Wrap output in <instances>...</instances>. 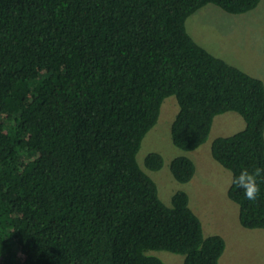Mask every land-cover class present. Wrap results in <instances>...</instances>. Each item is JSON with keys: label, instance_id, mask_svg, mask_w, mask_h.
Wrapping results in <instances>:
<instances>
[{"label": "trees", "instance_id": "1", "mask_svg": "<svg viewBox=\"0 0 264 264\" xmlns=\"http://www.w3.org/2000/svg\"><path fill=\"white\" fill-rule=\"evenodd\" d=\"M261 0H0V264H220L226 242L204 236L185 191L160 198L137 156L164 100L179 112L172 141L192 152L216 116L243 131L218 137L215 161L258 176L253 201L233 184L246 229L264 230V82L198 44L186 22L215 5L229 14ZM161 154L145 167L160 171ZM180 183L196 165L170 166ZM150 254V255H149Z\"/></svg>", "mask_w": 264, "mask_h": 264}, {"label": "rangeland", "instance_id": "2", "mask_svg": "<svg viewBox=\"0 0 264 264\" xmlns=\"http://www.w3.org/2000/svg\"><path fill=\"white\" fill-rule=\"evenodd\" d=\"M186 28L209 52L264 82V0L254 10L238 15L208 4L188 18ZM178 112L176 97L166 98L157 124L144 138L138 153L141 168L156 182L159 196L167 206H171L172 196L177 191L188 194L190 207L202 222L204 236L219 235L226 242L220 264H264V230L246 229L240 224L239 206L228 198L232 173L211 154L216 138L245 129L244 119L236 112L216 116L206 143L195 151L186 152L172 141V124ZM152 152L164 158L160 171L145 167V159ZM179 156L189 157L196 165L194 178L188 183L178 182L170 171L171 162ZM153 254L167 264L185 261L184 255L168 251Z\"/></svg>", "mask_w": 264, "mask_h": 264}, {"label": "clouds", "instance_id": "3", "mask_svg": "<svg viewBox=\"0 0 264 264\" xmlns=\"http://www.w3.org/2000/svg\"><path fill=\"white\" fill-rule=\"evenodd\" d=\"M260 173V168H256L254 171L242 168L238 174L233 175L231 182L235 187L243 190V195L247 200L253 201L260 192V184L258 183Z\"/></svg>", "mask_w": 264, "mask_h": 264}, {"label": "crops", "instance_id": "4", "mask_svg": "<svg viewBox=\"0 0 264 264\" xmlns=\"http://www.w3.org/2000/svg\"><path fill=\"white\" fill-rule=\"evenodd\" d=\"M220 137H228V136H220ZM232 184V183H231ZM231 186V185H230Z\"/></svg>", "mask_w": 264, "mask_h": 264}]
</instances>
